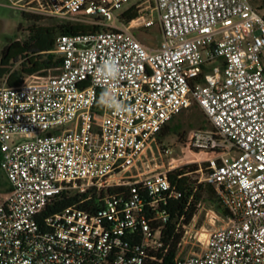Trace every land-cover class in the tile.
I'll return each instance as SVG.
<instances>
[{"label":"built area","instance_id":"1","mask_svg":"<svg viewBox=\"0 0 264 264\" xmlns=\"http://www.w3.org/2000/svg\"><path fill=\"white\" fill-rule=\"evenodd\" d=\"M15 3L31 15L108 30L59 36L57 74L0 86V169L10 185L0 198V264H149L162 228L143 223L138 196L120 207L107 198L97 216L69 208L38 217L67 191L141 184L155 219L166 221V193L180 196L168 173L192 165L200 183L217 187L230 216L200 254L183 255L194 223L184 227L177 264H264V11L250 0ZM132 6L137 16L122 20ZM155 15L163 42L152 49L134 31L155 26ZM107 61L115 75L100 71ZM196 107L206 128L192 124ZM166 131L175 141L164 149ZM158 154L168 166L146 176ZM206 215L211 224L219 219L212 208ZM140 224L144 240L133 248L124 238Z\"/></svg>","mask_w":264,"mask_h":264},{"label":"trees","instance_id":"2","mask_svg":"<svg viewBox=\"0 0 264 264\" xmlns=\"http://www.w3.org/2000/svg\"><path fill=\"white\" fill-rule=\"evenodd\" d=\"M258 9L264 11V0ZM22 14L29 24V36L24 41L15 40L3 50L0 61V85L6 82L9 86H19L30 76H47L50 72L57 74L55 69L62 66L63 58L52 53V51L56 48L59 36H75L108 30L95 24L48 19L25 12ZM136 16V7L132 6L122 13L121 18L130 22ZM44 20H49V22L42 23ZM101 103L102 94L100 93L97 107H100ZM196 110L201 113L197 114ZM194 111V124L197 123L198 128H206L208 121L204 112L198 107ZM166 137H168V131L163 133L160 143L163 144ZM170 146V142L163 144L164 149ZM197 171L198 166L192 165L168 173L171 192L175 191L180 196L178 198L169 197L170 192L166 193V205L163 209L167 214L166 221L155 219L156 215L150 206L151 200L148 192L141 184L134 187L128 185L115 186L101 192L94 189L84 193L67 191L52 198L38 218L46 219L61 214L69 208L85 210L97 216L106 209L107 198L119 201L120 207L138 196L140 200L145 202L143 223L149 225L153 231L162 228L160 239L162 247L158 250H149L147 262L149 264H177L181 245L185 240L184 227L192 226L201 210V204L211 207L225 218L230 216L229 210L220 201L217 187L210 183H200V174ZM133 188H136L138 193H134ZM9 191L10 187H8L7 193ZM103 222L106 223L107 219ZM200 223H198L199 226ZM124 240L133 248L139 246L144 240L143 224L127 232Z\"/></svg>","mask_w":264,"mask_h":264},{"label":"rangeland","instance_id":"3","mask_svg":"<svg viewBox=\"0 0 264 264\" xmlns=\"http://www.w3.org/2000/svg\"><path fill=\"white\" fill-rule=\"evenodd\" d=\"M250 1L257 8L262 6V2H263V0H250ZM15 2L16 0L14 1L0 0V61L3 50L9 44H11L17 39L24 41L28 39L29 36V32H28L29 24L23 18L22 11L18 9L19 6ZM152 5H154V2H152ZM124 9L125 8L120 9L119 12H122ZM155 18L157 21L155 26L149 29H141L134 31V34L152 49L159 48L163 42L162 32L158 23V15H155ZM46 22H49V20H44L42 23H46ZM116 26L120 27L119 24H116ZM53 75L55 74L53 72H50L47 76H53ZM30 80H33V78ZM4 83L5 82H3L1 85H3ZM192 113L194 115L195 111H192ZM196 113L200 114L201 112L198 110ZM189 115L187 116L185 115L184 117L185 119L183 118L185 122L187 120V123L191 122L189 121L190 120ZM191 118L193 119L192 121L193 126L197 128L199 125L197 123L194 124L195 120L192 116ZM72 126L73 125L70 124L61 127L60 129L66 130L72 128ZM187 128L188 127H186V129ZM174 141L175 140L173 136H168L165 139L166 143L170 142L171 144H173ZM174 145H175L174 147H177L176 146L177 144ZM167 166H168V158L161 157L158 154L155 161L151 163L150 167H146L147 170V171L145 170L146 176H151L152 174L158 173L160 171H164V169H166ZM135 180L140 181L141 177H136ZM126 181H129V179H126ZM7 190H8V180L5 174L0 170V198H3L7 195ZM209 208L211 207L206 205V209ZM206 209L205 210L201 209L199 211L196 221L189 230V234L187 236V243L185 244V249L183 252V255L185 256L202 253L206 248V241L208 240L210 234L214 230L224 226L226 223V218L218 214L219 219L216 220L215 224H211L210 220L206 215ZM199 222H201L200 226L198 224Z\"/></svg>","mask_w":264,"mask_h":264},{"label":"clouds","instance_id":"4","mask_svg":"<svg viewBox=\"0 0 264 264\" xmlns=\"http://www.w3.org/2000/svg\"><path fill=\"white\" fill-rule=\"evenodd\" d=\"M105 75H115L117 72V66L113 61H107L100 69Z\"/></svg>","mask_w":264,"mask_h":264},{"label":"crops","instance_id":"5","mask_svg":"<svg viewBox=\"0 0 264 264\" xmlns=\"http://www.w3.org/2000/svg\"><path fill=\"white\" fill-rule=\"evenodd\" d=\"M8 187H10L9 182H8Z\"/></svg>","mask_w":264,"mask_h":264}]
</instances>
